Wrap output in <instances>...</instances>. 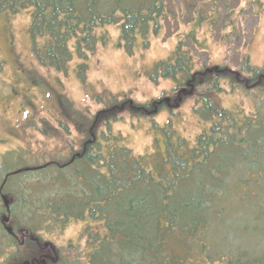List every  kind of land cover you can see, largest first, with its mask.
<instances>
[{"label":"trees","instance_id":"trees-1","mask_svg":"<svg viewBox=\"0 0 264 264\" xmlns=\"http://www.w3.org/2000/svg\"><path fill=\"white\" fill-rule=\"evenodd\" d=\"M203 2L210 0H0V10L31 9L40 64L64 70L75 57L81 76L105 26L118 28L130 54L136 36L146 47L150 32L186 8L194 25L153 67L151 79L174 82L169 107L115 94L81 118L77 139L59 124L62 135L47 137L60 145L0 155V264H264V63L251 65L246 52L234 67L226 57L203 63L196 53L209 48L195 34ZM211 3L209 27L218 16ZM220 94L248 97L249 110H225ZM187 99L204 123L192 142L171 143L175 134L164 127L163 154L136 155L112 132L123 111L149 117ZM78 221L75 241L58 243Z\"/></svg>","mask_w":264,"mask_h":264},{"label":"rangeland","instance_id":"rangeland-1","mask_svg":"<svg viewBox=\"0 0 264 264\" xmlns=\"http://www.w3.org/2000/svg\"><path fill=\"white\" fill-rule=\"evenodd\" d=\"M211 1L216 4L218 16L209 27L206 18L209 19L208 14L213 9ZM199 7L198 12L205 20L195 34L198 40L205 41L210 52L196 53L203 63H207L208 55L213 63L226 57L225 61L234 67L243 52L251 65L264 63V0H210L209 5L203 2ZM30 10L15 13L0 10V155L19 149H36L37 145L47 149L60 145L56 138L47 137L62 135L59 124L68 126L67 140L77 139L76 125L81 118L105 109L109 96L115 94L125 93L135 104L158 99L166 100V106L172 104L174 82L162 76L156 80L150 77L154 65L170 55L178 38L193 29L190 8L173 15L171 22L156 32H150L146 47L140 45V36H136L130 54L119 38L117 27L105 26L98 30L105 34V40L87 59L83 76L78 69L80 61L75 57L64 70L39 63L33 52ZM35 41L40 46L44 39L38 36ZM219 98L220 106L228 111L240 105L247 111L251 105L250 99L242 94H220ZM191 107L192 100L187 99L177 108H163L149 117H134L123 111L118 115L119 121L112 124V132L119 133L124 146L136 155H153L155 151L163 154L168 142L164 130L174 132L171 143L175 144L177 138L192 142L202 129L204 123L200 126ZM81 224L79 221L70 223L56 241L60 244L75 241Z\"/></svg>","mask_w":264,"mask_h":264},{"label":"water","instance_id":"water-1","mask_svg":"<svg viewBox=\"0 0 264 264\" xmlns=\"http://www.w3.org/2000/svg\"><path fill=\"white\" fill-rule=\"evenodd\" d=\"M3 201H4V204L6 205L7 201L5 199Z\"/></svg>","mask_w":264,"mask_h":264}]
</instances>
